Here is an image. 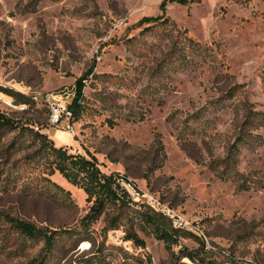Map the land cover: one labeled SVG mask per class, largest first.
Returning a JSON list of instances; mask_svg holds the SVG:
<instances>
[{
	"label": "rangeland",
	"instance_id": "1",
	"mask_svg": "<svg viewBox=\"0 0 264 264\" xmlns=\"http://www.w3.org/2000/svg\"><path fill=\"white\" fill-rule=\"evenodd\" d=\"M162 1L0 0V110L35 122L72 152H91L104 171L131 182V220L146 242L126 239L121 225L102 244L104 214L92 227L94 244L59 238L46 264H84L88 256L97 264H172L173 252L204 237L186 230L196 236L183 232L169 250L139 225L143 210L174 227L167 208L204 232L207 264H264V0L171 1L165 12ZM161 15L170 21L153 25ZM87 73L81 114L57 125L45 101L24 105L4 91L66 102ZM15 134L0 140V167ZM21 142L13 158L30 140ZM229 153L244 178L226 166ZM51 177L70 193L23 191L25 176L0 189V210L51 229L79 228L90 205L85 191L58 171ZM4 232L0 264L40 252L42 240Z\"/></svg>",
	"mask_w": 264,
	"mask_h": 264
},
{
	"label": "trees",
	"instance_id": "2",
	"mask_svg": "<svg viewBox=\"0 0 264 264\" xmlns=\"http://www.w3.org/2000/svg\"><path fill=\"white\" fill-rule=\"evenodd\" d=\"M171 1H179L186 3L188 0H163L161 8L165 12L166 6ZM162 15L151 18L153 25L169 22V17L161 19ZM145 19H149L146 17ZM161 19V20H160ZM175 25V22L171 20ZM187 33V30L184 31ZM186 39L194 44L196 41L186 35ZM177 39L174 41L171 49L166 52V60L172 59L177 52ZM88 73L77 79V91L74 95L70 108L73 116L79 117L83 110V87ZM7 94L13 96L18 103L27 104L30 101H36L32 96L17 92L12 89H5ZM249 114V113H248ZM259 114L258 112L254 113ZM248 115L247 118L249 120ZM258 118H261L259 115ZM247 121V120H246ZM16 131V134L6 143L4 167H0V189L3 191H11L18 187L16 182L26 178L21 188L23 191H34L39 195L54 197V190H60L67 194L70 190H66L61 184L52 179V175L58 171L70 183L82 188L86 193V199L90 202L87 212L81 217L79 228H63L51 229L47 226H39L34 222L24 219L12 213L0 210V238L5 237L4 229L18 233L20 236L30 240H42L43 245L40 252L25 262H17L12 264H46L52 254L57 239L62 237H76V242L81 239H92L91 231L94 223L98 221L104 214L107 215L105 226L102 228L103 240L105 243L107 232L110 229L118 228L121 225L125 226V238L133 241L138 246H145V239L142 238L134 228L132 218L133 199L131 194L121 185L119 173L112 171L106 172L101 168L97 157L91 152H72L66 146L57 145L52 137L46 132H43L38 126L35 127V122L31 120L19 121L5 112L0 110V140L7 132ZM30 140L25 144L27 150L19 158H13L14 154L21 149L23 138ZM2 157V156H1ZM1 161V160H0ZM226 166L232 164L233 170L240 177H245L237 170L235 158L229 153L226 158ZM19 168H16V167ZM30 174V175H28ZM31 176V177H30ZM250 187L246 180H241L240 188L248 189ZM140 224L142 229L146 226L151 227V231L155 236L163 240L166 247L172 250L174 244H179L183 232H192L175 228L166 225L160 219L150 214L148 211H139ZM2 233V234H1ZM2 235V236H1ZM196 236V234H193ZM1 241V240H0ZM207 249L205 241L201 239L200 245L197 248L190 249L183 246L178 254L173 252L172 264H191L182 261V258L187 257L194 264H207L211 261L207 259ZM97 255V254H96ZM98 257V256H97ZM97 257H86L84 264H97Z\"/></svg>",
	"mask_w": 264,
	"mask_h": 264
},
{
	"label": "built area",
	"instance_id": "3",
	"mask_svg": "<svg viewBox=\"0 0 264 264\" xmlns=\"http://www.w3.org/2000/svg\"><path fill=\"white\" fill-rule=\"evenodd\" d=\"M74 94H72L69 99L65 102L60 99H52V98H45L38 99L36 96H32V98L36 101L41 100L45 101L49 105L50 109V123L52 125H57L61 119L65 116L67 118H71L73 116V112L70 108V104L73 101ZM70 132L74 133V127H69ZM119 181L121 185L131 194L135 192V188L133 184L129 181H126L123 177L119 178ZM149 196H145V199H148ZM167 215L171 217L174 223L175 228H180L183 230H193L195 233H198L201 237H204L203 240L205 241V244H208V240L204 234V232L201 230L199 226H196L192 222H190L188 219L184 218L181 214L176 213L171 208H167Z\"/></svg>",
	"mask_w": 264,
	"mask_h": 264
},
{
	"label": "crops",
	"instance_id": "4",
	"mask_svg": "<svg viewBox=\"0 0 264 264\" xmlns=\"http://www.w3.org/2000/svg\"><path fill=\"white\" fill-rule=\"evenodd\" d=\"M62 145V144H61Z\"/></svg>",
	"mask_w": 264,
	"mask_h": 264
}]
</instances>
